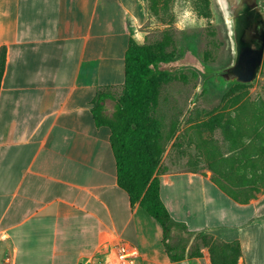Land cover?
Listing matches in <instances>:
<instances>
[{
	"label": "crops",
	"instance_id": "obj_1",
	"mask_svg": "<svg viewBox=\"0 0 264 264\" xmlns=\"http://www.w3.org/2000/svg\"><path fill=\"white\" fill-rule=\"evenodd\" d=\"M148 10L149 0H0V264H107L118 245L136 248L137 264H264V193L238 201L211 174L159 173L191 233L173 261L161 224L118 183L111 129L94 110L124 87L131 26ZM201 233L223 249L198 245Z\"/></svg>",
	"mask_w": 264,
	"mask_h": 264
},
{
	"label": "rangeland",
	"instance_id": "obj_2",
	"mask_svg": "<svg viewBox=\"0 0 264 264\" xmlns=\"http://www.w3.org/2000/svg\"><path fill=\"white\" fill-rule=\"evenodd\" d=\"M229 18L219 0H149L132 23L131 42L160 58L147 112L152 142L162 151L158 174L208 173L247 202L264 193V59L256 81H225L222 70L234 59ZM127 90L104 99V114ZM190 239L180 229L172 242L183 253ZM195 239L212 242L202 233Z\"/></svg>",
	"mask_w": 264,
	"mask_h": 264
},
{
	"label": "trees",
	"instance_id": "obj_3",
	"mask_svg": "<svg viewBox=\"0 0 264 264\" xmlns=\"http://www.w3.org/2000/svg\"><path fill=\"white\" fill-rule=\"evenodd\" d=\"M159 60V57H152L147 49L130 42L126 53L125 85L128 90L116 100L115 110L111 115L103 112V101L111 95L101 93L94 115L98 125H108L111 129L119 185L128 192L132 204L138 203L161 224L166 250L173 261H178L184 257L185 251L180 253L172 240L177 230L190 231L187 225L173 219L161 197L158 172L162 151L152 142L154 123L147 114L156 95L155 85L161 73L158 69ZM223 188L238 201L248 200L247 197L241 198L228 188ZM204 236L213 245L220 242L210 235ZM230 246L236 255L240 254L238 243Z\"/></svg>",
	"mask_w": 264,
	"mask_h": 264
},
{
	"label": "water",
	"instance_id": "obj_4",
	"mask_svg": "<svg viewBox=\"0 0 264 264\" xmlns=\"http://www.w3.org/2000/svg\"><path fill=\"white\" fill-rule=\"evenodd\" d=\"M229 15L234 45L232 64L222 70L225 81L251 83L257 80L264 59V6L262 0H219Z\"/></svg>",
	"mask_w": 264,
	"mask_h": 264
},
{
	"label": "built area",
	"instance_id": "obj_5",
	"mask_svg": "<svg viewBox=\"0 0 264 264\" xmlns=\"http://www.w3.org/2000/svg\"><path fill=\"white\" fill-rule=\"evenodd\" d=\"M139 255L134 247L118 245L106 252L107 264H137Z\"/></svg>",
	"mask_w": 264,
	"mask_h": 264
},
{
	"label": "flooded vegetation",
	"instance_id": "obj_6",
	"mask_svg": "<svg viewBox=\"0 0 264 264\" xmlns=\"http://www.w3.org/2000/svg\"><path fill=\"white\" fill-rule=\"evenodd\" d=\"M236 3H237V0H235V2L231 4V6H232L231 8H232L233 10L236 8V5H237Z\"/></svg>",
	"mask_w": 264,
	"mask_h": 264
}]
</instances>
